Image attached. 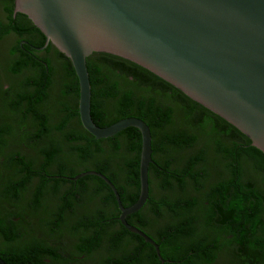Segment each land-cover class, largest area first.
<instances>
[{
  "label": "trees",
  "instance_id": "1",
  "mask_svg": "<svg viewBox=\"0 0 264 264\" xmlns=\"http://www.w3.org/2000/svg\"><path fill=\"white\" fill-rule=\"evenodd\" d=\"M11 25L0 32V38L12 31ZM44 43L42 38L35 46ZM47 53H40L43 59ZM57 55L53 69L51 66L47 69L41 62L36 64L38 79L33 83L30 98L25 95L27 91L18 90L17 84L3 89L2 78L10 82L24 75L26 67L31 70L33 66L23 61L9 65L8 52L6 65L0 63V157L7 159L0 164L2 204L18 200L16 188L24 189L30 181L28 177L34 174L31 164L15 162L12 158L16 154L5 153L9 147L6 137L15 131L25 133L28 115L32 114L34 123L44 127V130L38 128L34 139L48 137V146L41 150V155L48 159L93 156L88 146L93 145V137L75 138L85 139L88 145L74 146L64 152L59 146L61 93L57 88V102L52 107V90L57 87L53 81L76 76L70 61L59 52ZM86 67L91 87L90 113L96 126L106 127L135 117L149 127L154 157L151 164L157 174L151 194L154 187L157 195L152 198L158 200L151 210L156 217L153 221L163 220L167 227L158 243L164 264H219L221 250L232 245L240 248L238 264H264V154L234 127L131 62L94 53L86 59ZM42 104H46L50 114L49 125L39 110ZM6 120H15L17 129ZM205 140H210V147L203 143ZM101 142H109L110 148L102 147ZM97 147L98 159L118 158L113 160L118 163L111 165L119 167L128 183L135 187L128 203L134 204L139 188V132L127 128L111 138L98 140ZM214 156L219 157L221 167H215L211 160ZM107 161L96 160L94 166L113 181L112 167L106 168ZM6 238L13 240L10 234ZM145 250L150 264H160L151 247L146 245ZM2 260L9 264L5 258ZM228 262L235 264L234 258Z\"/></svg>",
  "mask_w": 264,
  "mask_h": 264
},
{
  "label": "water",
  "instance_id": "2",
  "mask_svg": "<svg viewBox=\"0 0 264 264\" xmlns=\"http://www.w3.org/2000/svg\"><path fill=\"white\" fill-rule=\"evenodd\" d=\"M24 15L71 63L78 81L82 127L96 140L135 128L141 139L136 202L124 208L112 183L118 220L130 232L158 246L128 225L148 199L151 133L129 117L98 127L91 118L86 59L94 53L118 57L147 70L216 115L264 154V0H14ZM0 264L5 262L0 258Z\"/></svg>",
  "mask_w": 264,
  "mask_h": 264
},
{
  "label": "flooded vegetation",
  "instance_id": "3",
  "mask_svg": "<svg viewBox=\"0 0 264 264\" xmlns=\"http://www.w3.org/2000/svg\"><path fill=\"white\" fill-rule=\"evenodd\" d=\"M9 24H12V31L0 38V49H7L9 65L23 61L31 64L30 67L33 68L30 70L26 67L23 70L24 75L4 83L2 87L7 89L10 85L17 84L18 90L24 89L27 91L26 97L30 98L33 96V83L38 79L39 67L36 64L41 62L47 69L49 66L53 69L59 57L58 50L50 43L37 50L42 46L36 47L35 43L40 42L44 36L24 15L14 13V0H0V32L8 29ZM43 51L48 52L44 59L40 54ZM54 83L61 93L58 111V122L62 124L59 146L64 152L74 146L88 145L85 139L93 136L84 130L80 122L77 78H57ZM46 90L48 98L49 85ZM39 110L49 125L50 114L46 104H42ZM14 121L6 120L16 130ZM38 128L40 126L34 123L33 115L30 114L24 128L25 133L15 131L11 137H6L9 147L5 149V153L16 154L12 158L15 162L22 160L23 165L31 164L34 174L28 177L30 181L24 189L16 188L18 200L14 203H0V258H5L9 264H150L145 247L148 245L155 251L154 247L130 233L118 220L120 211L111 189L94 175L79 176L88 171L97 172L94 166L96 160H109L106 163V168H109L114 164L113 160L118 158L98 159V140L93 137V145H88L93 156L48 159L41 155V150L48 146V137L34 139ZM40 129L44 130V127ZM81 136L85 139L75 140ZM100 144L107 150L110 148L109 142ZM152 159L154 162L153 154ZM5 160V157H0V164ZM111 172L115 175L112 177L113 181L108 176L97 173L112 183L121 205L127 208L135 187L128 183L119 167H112ZM156 178L157 174L150 164L148 199L138 212L126 216L125 221L147 235L159 249V238L167 227L163 220L153 221L156 217L151 208L158 200L152 198L151 187ZM175 196L173 194L172 199ZM7 234L13 237L12 241L7 240ZM224 252H228L229 259L234 258L235 264H238L239 247L224 246L219 255V264Z\"/></svg>",
  "mask_w": 264,
  "mask_h": 264
},
{
  "label": "rangeland",
  "instance_id": "4",
  "mask_svg": "<svg viewBox=\"0 0 264 264\" xmlns=\"http://www.w3.org/2000/svg\"><path fill=\"white\" fill-rule=\"evenodd\" d=\"M7 49L6 48H4V47H1V49H0V63H3L2 64V66H5L6 65V63H7V60H6V58H7ZM2 82L3 83H6V79L5 78H2ZM8 82V81H7ZM57 100V87L56 86H54L53 87V90H52V95H51V99H50V105L52 106V107H55V104H56V101ZM203 143H206V144H208L209 145V147H210V144H211V142H210V140H205ZM23 149V148H22ZM25 152H28L29 154L31 153L29 150H24ZM183 155V154H182ZM182 155H179L180 157H182ZM211 160H214V163H215V167L216 168H219V167H221V164H220V162H219V157L218 156H214V157H212L211 158ZM114 163H118V161H114ZM153 195H157V192H156V190H155V188L153 187ZM160 223H163V222H160ZM159 223V224H160ZM228 258H229V256H228V252H224V254L221 256V259H222V261H221V264H227V260H228Z\"/></svg>",
  "mask_w": 264,
  "mask_h": 264
}]
</instances>
